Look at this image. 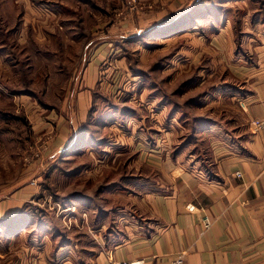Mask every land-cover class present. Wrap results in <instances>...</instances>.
<instances>
[{
    "label": "crops",
    "instance_id": "1",
    "mask_svg": "<svg viewBox=\"0 0 264 264\" xmlns=\"http://www.w3.org/2000/svg\"><path fill=\"white\" fill-rule=\"evenodd\" d=\"M196 1L201 5L185 9L186 20L171 31L195 40L185 64H197L198 85L207 75L221 86L190 118L174 110L167 93L130 76L125 49L141 42L105 24L83 33L82 41H90L83 69L68 74L74 84L55 103H45L39 96L50 90V77L38 72L35 80V63L56 59L46 48L56 41L62 50L69 33L77 41L76 30L58 25L61 0H0V113H27L42 145L39 170L53 176L82 154L86 164L71 176L102 185L72 196L76 213L70 210L75 220L67 232L57 214L38 210L39 191L25 176L20 194L18 187L0 200V220H13L5 225L11 232L25 223L15 264H168L179 253L187 264H264V135L251 129L264 116V8L258 0ZM148 16H136V23L144 26Z\"/></svg>",
    "mask_w": 264,
    "mask_h": 264
},
{
    "label": "rangeland",
    "instance_id": "2",
    "mask_svg": "<svg viewBox=\"0 0 264 264\" xmlns=\"http://www.w3.org/2000/svg\"><path fill=\"white\" fill-rule=\"evenodd\" d=\"M200 1H203L205 5L211 6L213 4L212 0ZM61 2L64 9L60 8L63 16H61L60 21L57 19L58 25H62L63 31L65 27L72 26L76 30L77 41H69L71 39L70 33L66 34L67 40L63 38L61 43L62 50L58 47L59 44L56 41L54 43L56 47H52L55 46L52 44L51 47L46 48L47 52L58 55L56 59H53L55 60L54 63H52L51 57L47 55L45 56L47 63L45 66L35 63L40 68L37 70V66H35V80L38 72H40L41 78L50 77H48V80L46 79V87L50 90L46 91L44 96H39L45 103H55L58 94H65L66 85L69 82L72 85L74 84L73 77L69 80L68 74L73 72L74 69H77L79 74L90 55V41L87 37V41H82L85 37L83 33L86 34L87 32L88 36L89 28H96L100 24L109 25L110 27L116 26L120 32L117 35L128 37V41L141 42V44H138V48L136 47L137 43H134L131 45L132 47L125 49L126 71L132 78L134 76L140 77L146 88L154 87L167 93L175 111L183 110L184 115L190 118L196 117L203 112L204 95L221 86H219L217 79H209L207 75L205 83L198 85L197 64H185L186 59L190 57L188 46L195 40L189 35L187 36L188 33L184 35L183 31H171L175 26H178L182 19L186 20V17L181 14L185 9H196L201 5V2L196 0H123L118 6H114V1H93V4L99 6V9L94 8L89 0H61ZM217 3L221 4V0H217ZM257 5L259 8H264L262 0H258ZM112 8L117 9L118 13H112ZM141 14L143 16L149 14L144 26L136 23L135 20V17ZM155 17L156 21L154 20ZM175 19L180 20L170 28L164 27L168 22ZM101 28L105 29L104 27ZM161 29L163 32L160 31ZM95 30L99 31L100 29L97 27ZM53 31H57V29L55 28ZM57 37L58 33L55 39ZM18 40L20 39L18 38ZM15 51L21 52L17 48ZM26 57L30 58L31 56L25 54V61ZM60 60L62 63L58 64ZM182 63L185 66H182ZM59 73L62 75L60 76ZM118 99L120 98L118 97ZM213 99V97L207 98V106L210 105L209 102ZM10 113H0V200H7L15 195L13 191L15 192L18 187H20L18 192L25 189L26 176L27 183L34 181L37 184L35 189L39 193L34 194L33 200L41 206L31 205L30 209L33 210V208L38 207V210L46 209L54 216L57 214L63 221H61V225L67 227V232H71L72 229H69L75 218L74 215H70V210H73L74 214L76 213L75 208L72 209L70 206L71 201H73L72 196L76 195L77 190L92 195L93 192H90L91 187H95L97 190L102 185L98 186V180L95 179L91 184L88 183L89 181H84L85 179H79L76 174L71 176L74 169H81L86 164L82 154L80 155L81 159L72 157L73 159L66 163L63 161L64 164L62 163L57 167L62 170H58L53 176L45 174L43 172L44 167H40L39 170L38 156L42 145L40 146L37 142V136H35L26 117L27 113L24 114L21 110L20 112L14 111V113L10 111ZM207 113L208 116L209 113L213 114L212 108L207 110ZM12 114L17 115V120L12 117ZM19 117H21V120H18ZM27 141L29 142L30 156L24 155ZM18 151L21 152V155ZM115 178L116 176L113 177V174L110 175V179ZM10 186H14V188L10 189ZM114 202L115 206L118 205L117 199ZM108 204L109 201L105 205ZM22 211L25 214V206ZM34 213L38 215L37 211ZM7 221L6 219L2 220L4 223L0 224V231L2 232V235H0V264H15L16 261L20 260L17 255L23 250V245L25 246V223L11 232L9 230L10 226L5 225L6 223L11 224L13 220Z\"/></svg>",
    "mask_w": 264,
    "mask_h": 264
},
{
    "label": "built area",
    "instance_id": "3",
    "mask_svg": "<svg viewBox=\"0 0 264 264\" xmlns=\"http://www.w3.org/2000/svg\"><path fill=\"white\" fill-rule=\"evenodd\" d=\"M251 129L255 133H262L264 135V116L258 120L251 121ZM237 176H240V173H236ZM30 186L34 187L36 183L34 181H31ZM223 194H225V191H223ZM206 225H208L206 223ZM115 264H146V262L143 259H137L130 262H118ZM168 264H187L186 262V254L185 253H179L171 262Z\"/></svg>",
    "mask_w": 264,
    "mask_h": 264
},
{
    "label": "trees",
    "instance_id": "4",
    "mask_svg": "<svg viewBox=\"0 0 264 264\" xmlns=\"http://www.w3.org/2000/svg\"><path fill=\"white\" fill-rule=\"evenodd\" d=\"M179 20V19H178ZM177 21V20H176ZM176 21H174V22H170V23H168L167 25H164V27H168V28H170V27H172V26H174L176 23ZM161 32H163V30L161 29L160 30ZM9 221H12V219H10ZM4 222H2V220H0V224H3Z\"/></svg>",
    "mask_w": 264,
    "mask_h": 264
}]
</instances>
